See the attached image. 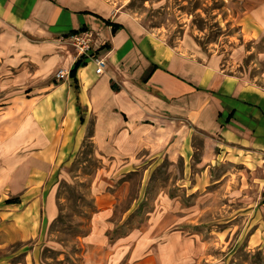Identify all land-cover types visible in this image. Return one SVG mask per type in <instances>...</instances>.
I'll use <instances>...</instances> for the list:
<instances>
[{"label":"crops","instance_id":"crops-1","mask_svg":"<svg viewBox=\"0 0 264 264\" xmlns=\"http://www.w3.org/2000/svg\"><path fill=\"white\" fill-rule=\"evenodd\" d=\"M80 29L99 33L100 76L90 61L69 76L75 54L66 38ZM60 69L66 77L57 79ZM90 120L96 151L126 171L162 156L190 160L195 131L204 136L202 165L236 159L264 170V88L164 43L110 0H0V248L34 239L47 183ZM112 197L94 199L84 239L90 264H185L183 237L132 231L110 239ZM16 255L0 264L31 257Z\"/></svg>","mask_w":264,"mask_h":264},{"label":"rangeland","instance_id":"rangeland-1","mask_svg":"<svg viewBox=\"0 0 264 264\" xmlns=\"http://www.w3.org/2000/svg\"><path fill=\"white\" fill-rule=\"evenodd\" d=\"M110 1L171 47L190 49L226 75L264 88V0ZM92 128L90 120L81 145L48 181L42 215L31 222L34 239L1 247L0 260L14 252L16 261H24L30 252L26 264L92 263L84 239L92 228L95 196L106 193L113 195L110 239L132 231L172 234L177 242L185 240V264H264L262 168L236 159L202 165L204 136L195 131L190 160L162 156L126 171L96 151ZM176 136L185 140L183 133Z\"/></svg>","mask_w":264,"mask_h":264},{"label":"built area","instance_id":"built-area-1","mask_svg":"<svg viewBox=\"0 0 264 264\" xmlns=\"http://www.w3.org/2000/svg\"><path fill=\"white\" fill-rule=\"evenodd\" d=\"M98 37L99 33L96 31L80 29L67 36L66 42L74 50L75 61L77 59L90 61L94 67V74L100 76L105 72L107 62L105 57L94 55V48ZM55 77L62 79L66 77V72L60 69L56 72Z\"/></svg>","mask_w":264,"mask_h":264},{"label":"trees","instance_id":"trees-1","mask_svg":"<svg viewBox=\"0 0 264 264\" xmlns=\"http://www.w3.org/2000/svg\"><path fill=\"white\" fill-rule=\"evenodd\" d=\"M109 25L111 26L112 28V31H115L117 29V25L115 24H112V23H109ZM76 31L72 32V33H75ZM86 64V61L82 60V59H77L75 62H74V66L73 68L69 71V76L70 77H74L75 75V71L76 69L79 67V66H82ZM112 88L115 89V86L112 85ZM80 119H81V116H80Z\"/></svg>","mask_w":264,"mask_h":264}]
</instances>
